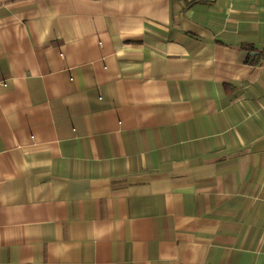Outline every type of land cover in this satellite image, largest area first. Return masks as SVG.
<instances>
[{"label": "crops", "instance_id": "obj_1", "mask_svg": "<svg viewBox=\"0 0 264 264\" xmlns=\"http://www.w3.org/2000/svg\"><path fill=\"white\" fill-rule=\"evenodd\" d=\"M0 264H264V0H0Z\"/></svg>", "mask_w": 264, "mask_h": 264}]
</instances>
